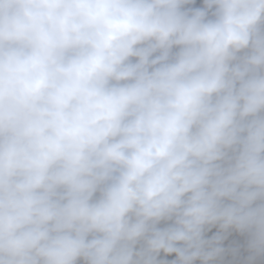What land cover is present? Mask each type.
<instances>
[{"label": "clouds", "instance_id": "9594fccd", "mask_svg": "<svg viewBox=\"0 0 264 264\" xmlns=\"http://www.w3.org/2000/svg\"><path fill=\"white\" fill-rule=\"evenodd\" d=\"M0 264H264V0H0Z\"/></svg>", "mask_w": 264, "mask_h": 264}, {"label": "rangeland", "instance_id": "374dc122", "mask_svg": "<svg viewBox=\"0 0 264 264\" xmlns=\"http://www.w3.org/2000/svg\"><path fill=\"white\" fill-rule=\"evenodd\" d=\"M167 259H169V260L175 259V254H173L172 256L167 257Z\"/></svg>", "mask_w": 264, "mask_h": 264}, {"label": "built area", "instance_id": "2783aa9c", "mask_svg": "<svg viewBox=\"0 0 264 264\" xmlns=\"http://www.w3.org/2000/svg\"><path fill=\"white\" fill-rule=\"evenodd\" d=\"M200 3L203 2V0H199ZM215 231V229H213V232ZM212 233H209L208 235L210 236ZM227 243V242H226Z\"/></svg>", "mask_w": 264, "mask_h": 264}]
</instances>
